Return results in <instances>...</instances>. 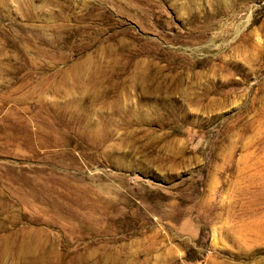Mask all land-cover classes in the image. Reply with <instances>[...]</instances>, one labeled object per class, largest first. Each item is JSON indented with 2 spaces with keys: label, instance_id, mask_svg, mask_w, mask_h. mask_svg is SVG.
<instances>
[{
  "label": "rangeland",
  "instance_id": "374dc122",
  "mask_svg": "<svg viewBox=\"0 0 264 264\" xmlns=\"http://www.w3.org/2000/svg\"><path fill=\"white\" fill-rule=\"evenodd\" d=\"M0 264H264V0H0Z\"/></svg>",
  "mask_w": 264,
  "mask_h": 264
}]
</instances>
